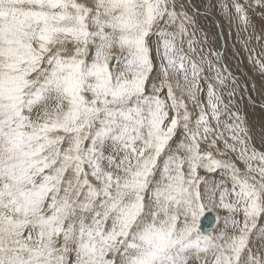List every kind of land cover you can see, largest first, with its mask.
Segmentation results:
<instances>
[{
  "label": "snow or ice",
  "instance_id": "snow-or-ice-1",
  "mask_svg": "<svg viewBox=\"0 0 264 264\" xmlns=\"http://www.w3.org/2000/svg\"><path fill=\"white\" fill-rule=\"evenodd\" d=\"M0 264H264V0H0Z\"/></svg>",
  "mask_w": 264,
  "mask_h": 264
},
{
  "label": "rangeland",
  "instance_id": "rangeland-1",
  "mask_svg": "<svg viewBox=\"0 0 264 264\" xmlns=\"http://www.w3.org/2000/svg\"><path fill=\"white\" fill-rule=\"evenodd\" d=\"M192 2L198 3L199 0H192ZM200 24L203 28L205 27V29L210 34H212V32H211L212 29H215V26L213 25V23H211V21L209 19H205V18L201 17ZM221 34H222L223 43H224L225 38L227 37V30L221 29ZM212 36L215 37V35H213V34H212ZM217 43L219 44L218 40H217ZM241 59H242V57H241ZM228 64H229L230 69L232 71H234L235 73H237V75L240 76L242 80L245 78V75H250V73L247 72L246 61L243 64H238L237 60L232 57L231 41L228 42ZM256 86L259 87V80L256 81ZM250 87L251 86L249 85V90H250ZM252 118L257 123H259V121L261 119V113L257 110L256 112L252 113Z\"/></svg>",
  "mask_w": 264,
  "mask_h": 264
},
{
  "label": "water",
  "instance_id": "water-1",
  "mask_svg": "<svg viewBox=\"0 0 264 264\" xmlns=\"http://www.w3.org/2000/svg\"><path fill=\"white\" fill-rule=\"evenodd\" d=\"M188 3H192V1L191 0H188ZM217 32H218V35H219V37H220V39H221V43H220V45H224V43H223V37H222V34H221V28H219V27H217ZM235 74V73H234ZM238 76V75H237ZM238 77H240V76H238ZM241 78V77H240ZM205 215L206 216H208V213L206 212L205 213ZM209 215H211V214H209ZM202 224H203V227L204 228H209V227H211V228H216L217 227V222H216V220H215V213H213L210 217H209V219L208 220H204V218H202Z\"/></svg>",
  "mask_w": 264,
  "mask_h": 264
},
{
  "label": "bare ground",
  "instance_id": "bare-ground-1",
  "mask_svg": "<svg viewBox=\"0 0 264 264\" xmlns=\"http://www.w3.org/2000/svg\"><path fill=\"white\" fill-rule=\"evenodd\" d=\"M192 1V0H191ZM193 3V2H192ZM210 21H211V23H212V21L215 19V17H209L208 18ZM205 28V27H204ZM212 34L213 35H215V37L217 38V40H218V42H219V44L221 43V39H220V37H219V35H218V32H217V27L215 26V29H212ZM234 72V71H233ZM235 73V72H234ZM236 75H237V73H235Z\"/></svg>",
  "mask_w": 264,
  "mask_h": 264
}]
</instances>
